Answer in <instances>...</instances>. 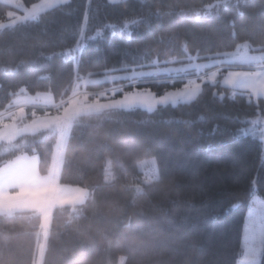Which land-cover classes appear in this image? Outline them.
Returning <instances> with one entry per match:
<instances>
[{"label":"trees","instance_id":"16d2710c","mask_svg":"<svg viewBox=\"0 0 264 264\" xmlns=\"http://www.w3.org/2000/svg\"><path fill=\"white\" fill-rule=\"evenodd\" d=\"M40 1L21 0V9L0 2V23ZM235 4L70 0L35 20L1 29L0 111L16 109L21 88L31 95L51 93L57 102L70 99L77 71L98 77L113 68L176 66L188 62L189 55L203 61L235 52L246 40L261 47L264 10L237 9ZM149 10L154 15L148 24L131 22ZM126 20L129 28L122 31ZM109 23L115 28H107ZM82 39L75 60L66 52ZM186 78L159 75L139 87L162 95L182 88ZM113 86L101 83L89 89ZM37 107L38 113L43 110ZM260 118L264 120L260 100L235 94L222 83H205L195 101L152 112L80 116L69 133L61 183L86 186L91 196L84 204L53 211L43 264H119L121 259L124 264H239L252 200H264V143L244 133ZM24 139L32 138L22 135L0 143V170L18 158L17 145ZM36 147L43 158L44 147ZM148 159L156 160L161 176L151 185L139 169ZM41 228L36 212L0 214V264H35Z\"/></svg>","mask_w":264,"mask_h":264},{"label":"snow or ice","instance_id":"6c2138e0","mask_svg":"<svg viewBox=\"0 0 264 264\" xmlns=\"http://www.w3.org/2000/svg\"><path fill=\"white\" fill-rule=\"evenodd\" d=\"M48 8H56L58 5H67L70 0H45ZM122 0H107L109 5L120 4ZM126 4L127 0H123ZM256 6L264 10V0H236L235 7L237 9L241 7ZM238 15L243 16L242 12H238ZM140 20H132L133 24L143 23L148 24L153 17L151 10L138 13ZM87 18V16H86ZM199 14L197 19H199ZM33 17L32 20H35ZM235 26V21L230 22ZM107 28H115V24H107ZM129 28L127 20L123 25V30ZM97 37L101 35L100 32L96 33ZM233 35L237 39H244L240 37L238 33L233 31ZM128 43H131L129 36ZM80 45L77 44V49ZM241 49H248L250 51H258L259 56H253L249 59L259 60L264 63V44L261 47L254 49L253 44L245 41L237 46V52ZM184 51L188 52L187 43L184 44ZM229 53H217L218 57L227 58ZM199 56H188L189 62L194 59H198ZM150 59V53L145 57ZM210 60H214L216 64L223 63L221 59H214L209 57ZM136 63V62H134ZM151 66L157 67L158 61L152 60ZM206 65H195V67H205ZM157 71L159 69L157 68ZM219 71V69L217 70ZM124 73L123 75H116L115 73ZM97 75L93 72H88L87 75H81L79 71L75 73L73 79V87L71 90V98L64 99L63 97L57 102L53 99L51 93H37L35 97L27 98L26 102L34 106H41L43 109L41 112H37L35 109L26 114L24 107H20L15 113H6L0 111V128H10L15 135L12 137L16 139L20 136L31 137L24 139L17 149L21 150L19 159L26 160L27 166L24 171L19 174L10 177L13 183H5L6 189L4 195L5 199H21L25 202L26 207H30L41 215L47 214L52 208L60 205H76L83 204L86 199L90 197V190L86 186L67 188L61 183L62 167L64 165V149L69 139V133L72 129L74 122L82 113H101L104 111H111L116 113L117 110H129L134 108H146L148 112H152L157 105H167L169 102L175 104L177 101H183L190 103L195 101L201 93V83L196 80H188L183 84V87L175 91L165 92L162 95L155 94L151 89L139 87L145 78L154 77L156 72L141 71L137 67H129L124 69L113 68L111 73L105 72V81H111L114 86L106 88L100 92H89L87 85L89 81L97 84V80H93L92 76ZM217 72H213L211 75H205L200 77L205 82L217 83ZM257 80L259 81L257 85ZM119 81L120 83H116ZM225 83L232 85L233 87H243L247 90L249 99L255 96L260 100L261 111L264 112V70L259 72H229L225 78ZM126 85V86H125ZM20 93H26V89L21 88ZM119 96V98H118ZM102 99L105 102H102ZM11 107V105H8ZM122 114V113H121ZM5 116H7L8 122H5ZM30 117L25 120L23 124L20 120L24 117ZM37 145L43 146L45 155L42 158L37 153ZM108 171V170H106ZM161 179L158 173L155 162L151 161L148 165V172L144 177L146 184H153L154 181ZM12 189H15L13 192ZM141 191L142 189H137ZM71 191L73 195H66L65 193ZM236 207V205H233ZM73 207V211H75ZM251 220V215H250ZM246 245L244 252V264H264V222L257 230L253 225L252 227H246ZM251 243H247V241Z\"/></svg>","mask_w":264,"mask_h":264},{"label":"rangeland","instance_id":"374dc122","mask_svg":"<svg viewBox=\"0 0 264 264\" xmlns=\"http://www.w3.org/2000/svg\"><path fill=\"white\" fill-rule=\"evenodd\" d=\"M16 17L17 16H12V18H16ZM1 28H4V27L0 26V29ZM78 44L80 45L79 49H77V45H76V47L74 49L69 50L68 52H66V54L68 56L74 58L75 60L78 59L79 53H80V51L83 48V39L80 40V42ZM236 53H237V50H236ZM238 53L239 54H236V55H234L233 57H231L229 59H224V61L226 63H232L233 62V64H237L240 67L238 69L236 68L234 70H229L227 72L222 71L220 73H217V77H216L217 83H215V84L222 83V85L230 87L235 94H244V95L248 96L247 90L245 88H243V87H233L232 85H229V84L225 83V78L227 77L229 72H233V71H239V72H259V71H262V70H264V63H262L259 60H251V59H249L250 57H253V56H259L260 53L258 51H254V50L250 51L248 49H241ZM214 59H217V58H214ZM220 64H216L214 62V60H210V59L203 60V61H200L198 59H194L191 62L188 61L186 63H182V64L176 65V66L173 65V66H168V67L167 66L160 67V68H158L159 71H157V68H155V69H143L141 71L156 72L157 73L156 76L168 75V76L177 77V76H180V75H186V77H188V78L185 79L186 82L188 80H190V79L191 80H196L197 82L201 83V90H202V85L203 84L211 83V82H205V81L200 79V77L205 76L207 74L206 70L203 69V68H205V67L213 68L215 66H221ZM195 65H206V66L197 68V67H195ZM193 72H195L197 76L189 77V75H191ZM123 74L124 73H120V74H117V75H123ZM92 79L93 80H97L98 81L97 84L112 83L111 81H107L106 82L105 79H104V76L92 77ZM146 79L147 78H145L143 81H145ZM117 82L119 83V81H117ZM258 83H259V81L257 80V85H258ZM211 84H213V83H211ZM90 85H94V83L89 81V83L87 85V88H88L89 92H91L90 89H89ZM93 93H95V92H93ZM35 96L36 95H31V94H29L27 92L26 93H19V95L17 96V98L14 101V106L16 107V109L11 111V112H9V113H15L16 111H18V109L20 107H24L25 113L28 114L29 113L28 109L29 108H33V107H30V106H34V105H32L30 103H27L26 100H27V98L35 97ZM53 99H54V96H53ZM251 99L258 100L257 97H255V96L251 97ZM261 99H264V98H261ZM102 102H105V101L102 99ZM179 104H185V102L177 101L174 105L171 104V102H169L167 105H157V106H155L154 110H156L158 107H163V106H168V105L176 106V105H179ZM36 106H38V105H36ZM39 107L41 108V106H39ZM39 107H37V108H39ZM33 109H35V108H33ZM134 109H143V110L147 111L146 108H140V107H137V108H134ZM35 110H37V109H35ZM90 114H96V113H82L80 116L90 115ZM27 119H30V118H28V116L22 118L20 120V123L23 124L25 122V120H27ZM5 122H8L7 116H5ZM74 124H75V122H74ZM258 126L259 127L261 126V128H259ZM244 133L246 135H251L253 137H256V138L260 139L264 143V120H262L261 118L258 119L256 121L255 125L251 129L244 130ZM14 135H15V133L13 132L12 129L7 128V127L0 128V143H3V142L12 143V142L16 141L19 137L16 138V139H13L12 137ZM65 150H66V146H65V149H64V154H65ZM263 160H264V153H263ZM151 161L155 162V167H156V169L158 171V165H157V162H156L155 159L145 160L144 162H142L140 164V167H139V169L144 174V176L148 172V165H149V162H151ZM27 163L28 162L26 160L19 159V158L15 159L14 162L9 163L2 170V172H0V188L3 189L5 183H13L14 181H12L10 179V177L12 176V173L21 174L24 171L25 167L27 166ZM158 173H159V171H158ZM67 188L71 189L72 187H67ZM65 194L70 196V195H73L74 193H72L71 191H68ZM90 196H91V193H90ZM88 199H86L85 202ZM3 200L7 201V199H5V198ZM8 204H6V205H8ZM78 205H81V204H76L74 206H78ZM58 206H60V205H58ZM58 206L52 208L45 215H41L36 210H34V209L30 208V207H26L21 202H18L14 207L7 208L6 211H4L3 213L0 210V214H7V215H13V214L22 213V212H36L37 214H39L42 217V228H41V235H40L41 240H40V244H39V248H38V254H37V258H36L35 264H43V256H44V252H45V249H46L47 236H48V234L50 232V228H51L52 214H53V211ZM63 206H65V205H63ZM69 206H73V205H69ZM250 215H251V220L249 218ZM262 222H264V200H262V199H260L258 197H254L253 200H252L251 206H250V210H249V213H248L247 220H246V227L250 228V227H252L254 225L256 227V229L258 230L259 227L261 226ZM247 243H251V241L249 240V241H247ZM245 245H246V234H244V239H243V257H242L241 261L239 262V264H244V252L246 250L245 249ZM119 264H124V259H121Z\"/></svg>","mask_w":264,"mask_h":264},{"label":"crops","instance_id":"0c3cea01","mask_svg":"<svg viewBox=\"0 0 264 264\" xmlns=\"http://www.w3.org/2000/svg\"><path fill=\"white\" fill-rule=\"evenodd\" d=\"M0 2L6 4L8 6L18 8V9H21L22 8L21 7V0H0ZM58 6H60V5H58ZM52 9H54V8H48L46 6L45 0H41L38 4H35L31 8L25 10L24 11V14H11L9 16L8 22H6V23H0V26H3L4 28H6V27H9V26L16 25L18 23H22V22H25V21H29V20H32L33 17H36L37 18L39 15H41V14H43L45 12H48V11H50ZM12 16H17V17L16 18H12ZM4 28H1V29H4ZM229 54L230 55L227 58H225V57H218V56L213 57V58H217V59H220L221 58L224 61V59H229V58H231L234 55L239 54V53L238 52L236 53V51H235V52H232V53H229ZM220 65L221 66H215L213 68H207V67H205L203 69L206 70V73H207L206 75H211L213 72L220 73V72L225 71V70H228L229 71V70H234L236 68L238 69L240 67L237 64H233V62L232 63H226L225 61H224V63H221ZM218 69H219V71H217ZM225 87H227V86H225ZM227 88H230V87H227ZM30 107H35L36 108L37 106H30ZM12 162H14V161H12ZM3 169H1L0 172H2ZM13 174L19 175L17 173H12V176H13ZM5 191H6L5 188H3V189L0 188V210L2 211V213L4 211H6L7 208L14 207L18 202H21V203H23V205H25V202L23 200H21V199H16V200L7 199V201H4L3 199L5 198V195H4ZM12 191L14 192L15 189H12ZM8 203L9 204L11 203V204L9 205ZM6 204H8V205H6ZM67 206H69V205H67ZM58 207H64V206H58Z\"/></svg>","mask_w":264,"mask_h":264}]
</instances>
